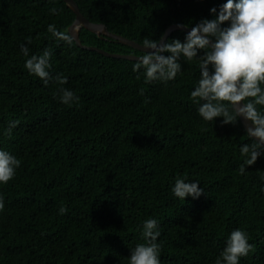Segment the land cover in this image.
I'll return each mask as SVG.
<instances>
[{"label": "trees", "instance_id": "trees-1", "mask_svg": "<svg viewBox=\"0 0 264 264\" xmlns=\"http://www.w3.org/2000/svg\"><path fill=\"white\" fill-rule=\"evenodd\" d=\"M75 1L90 21L140 44L160 41L175 23L215 19L210 9L218 15L226 3ZM75 19L65 0H0V150L20 161L13 179L0 184V264H129L131 250L146 243L147 219L161 233L160 264H216L237 229L253 245L239 264H264V155L239 171L250 158L240 148L259 141L247 136L240 117L205 121L203 101L191 99L199 56L209 49L192 60L181 56L173 80L146 82L143 68L133 71L139 60L80 47L69 31ZM50 24L73 42L54 37ZM187 34L178 29L165 43L184 42ZM80 39L112 53H145L85 27ZM45 50L47 84L25 68ZM62 88L79 100L62 103ZM256 107L264 113V105ZM177 178L198 182L202 194L175 197Z\"/></svg>", "mask_w": 264, "mask_h": 264}, {"label": "clouds", "instance_id": "clouds-1", "mask_svg": "<svg viewBox=\"0 0 264 264\" xmlns=\"http://www.w3.org/2000/svg\"><path fill=\"white\" fill-rule=\"evenodd\" d=\"M53 14L55 8L50 10ZM210 12L215 19H204L186 35L185 41L172 40L171 43H160L156 40L145 39L143 48L151 51L145 53L134 65L133 71L144 69L146 82L160 79L173 80L181 71L178 62L183 56L188 60L197 57L200 49H209L199 56L201 78L191 99L200 103L199 115L205 121L223 117V123H234L237 117L251 121L254 127L247 129V136L257 138L259 142L244 144L240 148L242 156L249 157L244 160L239 171H245V165H253L260 155H264V113L257 110V105H264V0H226L218 15L217 9ZM229 26L222 27L225 23ZM48 31L57 39L71 44L72 37L65 32L58 31L56 26L50 24ZM31 41L29 40V43ZM21 52L27 56L28 48L21 45ZM163 52L171 53L169 56L161 55ZM50 50H45L42 56L33 55L25 63L30 74L38 76L45 84L48 83L51 67ZM139 78V77H137ZM60 84H66L67 78L56 77ZM61 102L69 104L78 101L71 90L61 89ZM248 98H253L241 104ZM225 102L231 106L235 115H232ZM15 125H13L14 127ZM9 133L11 128L8 129ZM20 161L6 151L0 150V184H7L15 175ZM175 197L185 200L192 196L198 198L203 190L197 183L185 182L177 178L172 188ZM4 209L3 197L0 196V211ZM66 209L61 208L60 212ZM157 221L147 219L143 222L142 237L146 243L138 244L131 250L129 264H160V245L156 243L161 235L157 230ZM253 245L248 243V237L242 230H234L216 264H239V258L248 255Z\"/></svg>", "mask_w": 264, "mask_h": 264}, {"label": "water", "instance_id": "water-1", "mask_svg": "<svg viewBox=\"0 0 264 264\" xmlns=\"http://www.w3.org/2000/svg\"><path fill=\"white\" fill-rule=\"evenodd\" d=\"M67 2V4L72 8V10L75 12L76 14V19L74 21V23L70 26L69 31L71 33V35L73 36L74 40L76 41V43L82 47V48H87L90 50H97L107 56L110 57H115V58H126V59H130V60H139V58L141 56L136 55V54H121V53H112V52H108L104 49H101L99 47H95V46H86L82 43L81 39H80V31L82 27H85L89 30H91L92 32L98 34L99 36L102 35H106L109 37H112L114 39H117L118 41L131 45L134 48L141 50V51H151L149 49H144L143 48V44H140L132 39H129L127 37H124L122 35L119 34H115L113 32H111L108 27L104 24V23H95L90 21L80 10L79 5L77 4V2L75 0H65ZM183 30L187 33H189L192 29V27L186 26L184 24H179V23H175L171 26H169L165 32V34L163 35L162 39L159 41L160 43H165L167 38L176 30ZM161 55H163V53H161ZM245 103L241 102V104ZM245 128L248 129L249 127H254L251 123V121L244 119L243 117H240ZM254 138V137H253ZM256 140H258L257 138H254Z\"/></svg>", "mask_w": 264, "mask_h": 264}]
</instances>
